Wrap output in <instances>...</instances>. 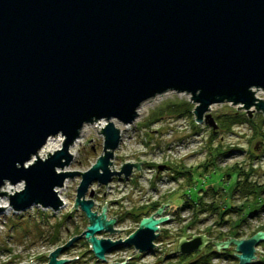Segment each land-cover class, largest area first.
Here are the masks:
<instances>
[{
	"label": "water",
	"instance_id": "obj_1",
	"mask_svg": "<svg viewBox=\"0 0 264 264\" xmlns=\"http://www.w3.org/2000/svg\"><path fill=\"white\" fill-rule=\"evenodd\" d=\"M259 89L264 90V0H0V188L25 183L9 196L14 212L33 206L57 211L63 204L57 189L82 174L74 206L90 225L52 252L47 264H65L59 255L82 238L100 261L122 245L147 252L167 218L143 219L124 241L98 239L103 231H115L116 219L105 220L106 205L101 215L93 212V190L85 197L94 182L128 177L133 165L140 170L137 162L110 171L121 140L112 122L102 128L104 154L89 171L58 173L72 162L69 149L83 127L101 119L132 124L142 104L176 92L192 96L196 121L216 135L210 107L228 101L252 118L253 108L264 113V101L255 97ZM58 135L65 138L63 148L40 159L39 150ZM34 155L35 163L25 166ZM206 236L182 238L178 251L189 255L211 240L220 253L232 241L238 264H251L264 240L262 232L241 241Z\"/></svg>",
	"mask_w": 264,
	"mask_h": 264
},
{
	"label": "rangeland",
	"instance_id": "obj_2",
	"mask_svg": "<svg viewBox=\"0 0 264 264\" xmlns=\"http://www.w3.org/2000/svg\"><path fill=\"white\" fill-rule=\"evenodd\" d=\"M191 97L189 94L167 92L147 101V111L142 115L138 114L134 123L129 124L128 128L123 130L116 127L120 131L121 140L119 147L114 151L110 171L120 172L121 167L126 163L141 162L142 164H139L140 170L133 165L132 173L128 177L114 176L107 185L94 182L88 188L86 199H90V191H94L93 212L101 215L106 205L105 220L116 219L112 225L115 231H103L97 235L98 239L124 241L139 228L143 219H149L151 216L157 220L170 218L172 221L170 225L162 228L169 234L164 241V246L166 245L164 250L168 253L174 251L183 231L188 238L207 233L206 238L214 242H223V238L226 237L236 241L248 240L260 232L264 233V210H262L264 194L258 199L251 196L248 202L239 192L233 195L238 174L227 171L235 166L245 170L252 167L254 172L250 181L264 186V140L254 139L255 131L251 125L246 123L235 125L230 132L220 131L212 138V129L205 123H198L194 115L192 118L185 116L174 118L165 115L158 120H151L155 114L166 110L171 104L189 102L195 106L196 104L191 102ZM255 97L259 99L258 101H264V90H255ZM239 107L243 106L224 102L211 106L210 112L218 123L217 117L236 112L247 116L246 110L238 109ZM253 117H258L260 120L264 118V113L256 110ZM109 122L111 120L101 119L87 124L88 127L80 133L78 142L69 149L72 156L74 153L72 162L63 169H57L58 173L89 171L104 154L105 136L102 128H105ZM101 124L104 125L99 128ZM62 138L64 143L65 138ZM63 143L56 141L55 145L60 146L61 150ZM211 152L214 155L212 158H210ZM46 159L48 155L43 160ZM207 162H212L215 166L210 165L208 173H204L200 166ZM33 163L35 161L31 164ZM166 165L174 168L184 167L179 171L192 173L194 183L192 181L187 185L183 178L173 179V170L158 169L159 166L166 167ZM81 181L82 174L79 173L66 179L61 187L63 206L57 211L41 206H33L23 212H14L11 207L10 211L1 210L0 264H47L52 252L65 246L74 237L83 235L90 221L80 207L74 206ZM20 186L18 192L25 188V183L20 182ZM212 191L218 195L212 197ZM184 193L195 201L197 197L203 199L205 203L215 201L216 205L221 207V211L231 207L236 212L226 214L222 220L221 213L203 210L197 212L186 206L174 217L164 212L175 211L181 206L184 202L181 195ZM9 196V194L5 196L8 203ZM58 197L60 198L59 195ZM154 202L160 203L161 210L154 212L151 209ZM239 207L241 211H238ZM210 242L212 245L204 247L203 253L207 254L216 247L215 243ZM228 247L232 248L221 247L220 253L225 250L237 257L233 254H238L234 242L230 241ZM134 252L133 247L122 245L108 253L105 261H100L91 253V244L82 238L62 252L58 260L67 259L65 264H116L133 256ZM201 255L194 253L186 261L179 260L178 257L173 258L169 264H188L190 261L198 260ZM155 260L156 257L147 256L139 263L156 264ZM227 260L219 257L209 264L239 263L230 258ZM138 261L139 259L133 262L137 264ZM251 264H264V240L256 246V260Z\"/></svg>",
	"mask_w": 264,
	"mask_h": 264
},
{
	"label": "trees",
	"instance_id": "obj_3",
	"mask_svg": "<svg viewBox=\"0 0 264 264\" xmlns=\"http://www.w3.org/2000/svg\"><path fill=\"white\" fill-rule=\"evenodd\" d=\"M191 102H192V100H191ZM226 102H228V101H226ZM228 103H230V102H228ZM194 110H195V106H193V104L189 103V102H183L180 104H171V105H168L166 107V110L159 111V113L155 114L151 120H153V119L158 120L165 115H169V116L174 117V118H181L183 116L192 118L194 115ZM194 117H195V115H194ZM195 119H196V117H195ZM216 119L218 121L220 128H219V131L216 135H214L212 132V135H211L212 138L217 136L220 131L228 133L232 130L233 126L246 123V124L251 125V128L254 129V131H255V133H254L255 138L254 139L255 140L256 139L264 140V128H263L264 127V118L263 117L260 120L258 117L248 118L246 115L241 114L239 112H236L234 114L224 115L223 117H217ZM256 120H258V121H256ZM150 121H149V123L152 122V121L151 122ZM154 122H156V121H154ZM261 143H262V141H261ZM212 156L214 157L213 153L211 152L210 158H212ZM210 165L215 166L214 163L207 162V163H204L203 165H201L200 168L201 167L203 168L204 173H208V168H210ZM159 167H158V169H159ZM181 168H184V167H180V166L178 167L177 166V168H174V167L170 166V170H173V175H174L173 179L177 180V179L183 178L187 185L192 183V181L194 183L195 179L192 177L194 175L192 173H190L189 171H185V172L179 171V169H181ZM227 171L237 172V174H238L233 195H235L237 192H239L241 195L245 196L246 202L249 201V197H251V196L255 197V199H258V197H260V196L262 197V195L264 194V186L258 185L257 183L250 181L252 173L254 172V169L252 167H250L248 170H245V169H242L241 167L238 168L237 166H235L233 168L227 169ZM215 195H218V194L215 191L214 192L212 191V197H214ZM181 198L184 201L181 206H183V207L186 206L188 209L192 208L197 212H198V210H199V212H201V210H203L204 212H211V213H217V214L221 213L220 214L221 220H222L223 216H225L226 214L228 215L229 213H235L236 212V211H233L231 207L227 208L226 206H224V207H226V209L221 211V207L216 205L215 201H213L211 203H205L204 201H202L203 199H200V197H197L196 201H195L193 198L188 197V194H186V195L182 194ZM159 206H160L159 202H154L151 205V209L153 211H156L159 208ZM241 210L242 209L239 207L238 211H241ZM262 210H264V205H262ZM137 220H139V218H137ZM239 227L240 226H237V228H239ZM235 237H238V236L235 235ZM91 253L93 254L92 251H91ZM93 256L95 257L94 254H93ZM219 257H222L223 259H226V260H227V258H230L232 261L233 260L239 261L237 259V257L226 252L225 250L222 253H218V252L213 250V251H211L205 255H202L194 264H209L213 259H216Z\"/></svg>",
	"mask_w": 264,
	"mask_h": 264
},
{
	"label": "flooded vegetation",
	"instance_id": "obj_4",
	"mask_svg": "<svg viewBox=\"0 0 264 264\" xmlns=\"http://www.w3.org/2000/svg\"><path fill=\"white\" fill-rule=\"evenodd\" d=\"M258 112H260V111H258ZM165 169H169L170 170V166L169 165H166V168ZM164 169V170H165ZM163 170V171H164ZM185 195L187 194V193H184ZM176 208V207H175ZM182 208H184L183 206H179L178 208H176L175 209V211H167V210H165L164 212H168V214H172V216L174 217L176 214H178L179 213V211L180 210H182ZM158 210H161V205L159 206V208L156 210V211H158ZM156 211H154V212H156ZM161 215V214H160ZM172 223V221L170 220V218H168V219H166V220H164V221H162V222H160L159 223V225L157 226L158 227V229H157V231H156V235H157V237H156V239L154 240V242H153V248L151 249V250H149V251H147V252H143V253H141V252H139L137 249H135L133 246H128V247H133L134 248V250H135V252H134V254H133V256H131V257H128L127 259H125L123 262H121V263H117V264H134V262L133 261H135V260H137V259H139V261L137 262V264H140L139 262L141 261V260H143L145 257H147V256H152V257H156V260H155V262H156V264H169V263H171V260L173 259V258H179V260H183L184 259V261H186V260H188L189 258H191L193 255H194V253H196V255L197 254H202V255H205L206 253H203L202 251H204L203 249L198 253V252H193V253H191V254H182V253H180L179 251H178V247H179V242H180V240L182 239V238H185L187 241H189V240H191L192 238H193V236H191L190 238H188L187 236H186V232L185 231H183L182 233H181V238H180V240L178 241V244H177V246L175 247V249H174V251L172 252V253H168L167 252V250H164V248L166 247V245L164 246V241L168 238V231H165L164 229H162L163 227H165V226H168V225H170L171 223ZM200 236V235H199ZM129 237V236H128ZM127 237V238H128ZM126 238V239H127ZM125 239V240H126ZM207 239H209V238H207ZM210 240V239H209ZM211 241V240H210ZM207 245H208V247L210 246V245H212L211 244V242H208L207 243ZM206 245V246H207ZM205 246V247H206ZM114 250V249H113ZM201 255V256H202ZM237 259H238V257H237ZM197 260H195V261H190L188 264H194L195 262H196ZM181 263H183V262H181Z\"/></svg>",
	"mask_w": 264,
	"mask_h": 264
},
{
	"label": "bare ground",
	"instance_id": "obj_5",
	"mask_svg": "<svg viewBox=\"0 0 264 264\" xmlns=\"http://www.w3.org/2000/svg\"><path fill=\"white\" fill-rule=\"evenodd\" d=\"M147 106H148V103H144V104H142L141 105V107L138 109V111H137V113L139 114V115H142L144 112H146L147 111ZM258 111V110H257ZM254 112H256V110H254ZM253 115H254V113H253ZM111 122L118 128H122L123 130L124 129H126V128H128V125L126 126V125H123L121 122H119V121H117V120H111ZM104 124H101L100 126L101 127H99V128H102V126H103ZM88 126L87 125H85L84 127H83V129H82V131L81 132H83V131H85V129L87 128ZM123 132V131H122ZM59 137L58 138H55L54 139V137H51V138H49L48 140H47V142H46V144L39 150V152L37 153V156L40 158V159H44L47 155H48V153L47 152H49V153H52V152H54V151H58V150H60L59 148H60V146H56L55 145V142L56 141H58V142H61V143H63V138L62 137H60L61 135H58ZM57 137V136H56ZM78 142V140L74 143V144H76ZM74 144L72 145L73 147H74ZM71 146V147H72ZM70 147V148H71ZM73 154V156H74V153H72ZM37 156L36 155H34L28 162H26V165H30L33 161H35V159H37ZM20 183H18V184H12V183H8V182H6L5 183V185H3L1 188H0V193H2V192H7V195L9 194H13V193H15V192H18L19 190H20ZM62 188H58L57 189V193H58V195L60 196V199H61V201L63 200V198H62ZM6 194L3 196V195H0V208L2 207L4 210H8V211H10V204L7 202V200L5 199V196H7ZM64 202V201H63ZM62 206H63V204H62ZM93 210V209H92ZM1 212V211H0Z\"/></svg>",
	"mask_w": 264,
	"mask_h": 264
}]
</instances>
